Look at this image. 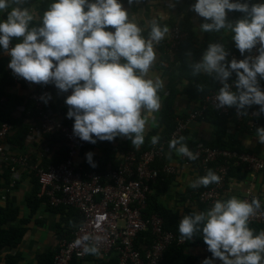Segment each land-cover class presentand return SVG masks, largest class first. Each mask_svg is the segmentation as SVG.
I'll use <instances>...</instances> for the list:
<instances>
[{
    "label": "clouds",
    "instance_id": "1",
    "mask_svg": "<svg viewBox=\"0 0 264 264\" xmlns=\"http://www.w3.org/2000/svg\"><path fill=\"white\" fill-rule=\"evenodd\" d=\"M25 0H0V48L10 57L9 69L17 78L38 84H52L59 92L71 94L65 99L67 118L73 119V136L92 144L113 142L117 137L131 141L138 149L144 144L145 127L152 114L159 112L165 87L159 79L148 78L157 61L154 45L169 33L153 18L147 22V37L134 15L120 0H55L43 12L39 25L32 26L34 15ZM129 5L133 0H128ZM191 10L204 19L202 32H230L235 47L245 59L227 61L229 53L220 43H210L199 62L189 65L193 76L206 74L222 87L214 97L215 108H233L238 116L259 106L256 116L264 114V3H240L233 0H196ZM239 11L244 17L228 19V13ZM161 19L165 17L160 16ZM210 21V22H209ZM17 41L12 45V41ZM256 49L257 55H252ZM236 74L235 91L227 81ZM204 90L203 85L198 86ZM45 104L50 94L40 97ZM257 142L264 144V127L256 130ZM173 139L169 149L196 160L197 155L183 141ZM159 136H153L156 145ZM91 167L93 153H86ZM221 177L211 169L190 184L191 188L220 183ZM261 208L260 201L251 202L235 196L217 200L206 212L184 215L178 224L181 240L202 235L212 258L202 264H264V231L255 234L250 218ZM100 237L85 235L75 243L84 244L83 251L98 255ZM92 241V243H89Z\"/></svg>",
    "mask_w": 264,
    "mask_h": 264
},
{
    "label": "built area",
    "instance_id": "2",
    "mask_svg": "<svg viewBox=\"0 0 264 264\" xmlns=\"http://www.w3.org/2000/svg\"><path fill=\"white\" fill-rule=\"evenodd\" d=\"M244 1L233 0L240 3ZM233 14L234 11L230 12L231 17ZM187 36L188 32L176 25L171 29L170 35L156 46L162 45L165 55L170 60H175L179 47ZM251 54L258 53L253 49ZM247 55L249 54L245 53L242 56L239 50L231 51L228 61L233 58L239 61L245 59ZM227 82L233 85L235 90V80L228 79ZM218 90L219 88L211 89L207 93L201 108L192 110L184 118L176 117V126L166 140L152 145L145 151H128L119 165L105 175L82 170V167L77 165L76 153L84 141L73 136V125L46 111L45 103L40 97L45 94L51 95L50 88L42 85L34 90L30 96L34 99L37 109V121L32 132L42 136L47 132L58 131L63 135L66 148V155L60 162L49 163L47 166L36 163L32 166L39 181L37 196L50 208L71 207L80 215L79 223L72 235L59 240L52 264L82 262L88 254L83 251V243L77 245L75 242L82 240L85 235L100 237L96 244L99 252L97 256L101 260L115 257L116 264H162L164 253L170 246L186 244L187 240H181L180 236L164 228V220L160 215L156 213L145 215L148 196L151 193L150 185L155 183L161 174L176 173V168L171 164H164L162 167H156L154 164L164 158L170 150V141L181 137L190 122L203 118L209 109L219 116L234 117L240 127L250 131L264 127V123L259 120L261 115H254L258 111L256 108L248 109L246 116H238L235 107L217 110L214 97ZM12 130L11 122H5L0 127V162L10 161L11 171L17 173L30 163L24 154L7 152L5 138ZM190 151L197 155L196 160L203 170L208 171L213 166L211 170L221 177L220 183L210 184L196 192L198 200L204 204H213L222 197L231 176L232 166H244L255 173L264 170V159L254 153L212 147L207 144H200ZM254 198L260 201L261 208L250 218L249 224H264V195L248 191L244 200L251 202ZM142 233H149L151 236V243L145 249L136 246V240ZM190 241H194V238ZM204 249L207 250L206 247ZM206 258H211V255L208 254Z\"/></svg>",
    "mask_w": 264,
    "mask_h": 264
},
{
    "label": "crops",
    "instance_id": "3",
    "mask_svg": "<svg viewBox=\"0 0 264 264\" xmlns=\"http://www.w3.org/2000/svg\"><path fill=\"white\" fill-rule=\"evenodd\" d=\"M250 1L251 4L264 3V0ZM53 2L54 0H36L31 4L28 9L35 17L33 25L40 22L43 12ZM120 2L130 15L136 16L138 24L145 29L144 33L149 30L147 22L153 18L158 23L171 21L182 27H184L186 22H189L192 25L196 45L201 44L203 41L204 32L201 31L200 25L205 21L191 10V5L196 0H133L131 5H129L128 0H120ZM161 15L165 18L161 19ZM228 18H230V12L228 13ZM4 19H6V13H0V21ZM172 28L173 26L169 27V33L166 37L170 35ZM231 35L230 32L222 30L221 36L225 43L224 47L232 40ZM154 49L157 53V61L150 69L148 78H159L164 82V89L158 93L161 97L162 108L163 99L168 94L169 87L172 84H175L178 89H183L190 82L187 78L179 80L180 62L170 60L165 55L163 49L158 46L154 45ZM0 53L2 56H8L4 51ZM202 55L195 57L190 54V60L199 62L202 59ZM258 80L261 90L264 91V79H259L258 77ZM37 87L38 84L23 80L17 82L14 86H6V90L30 97ZM70 94L71 90L67 93L53 92L51 94V99L48 100V103L55 110L56 117L62 119L67 115L68 106L65 104V99ZM203 102L204 96L202 94L194 97L189 96L187 93L177 94L174 100V110L177 118H184L192 110L201 108ZM258 107L254 105L251 108L258 109ZM161 108L159 112L153 113L152 118L148 120L145 127L144 144L140 148H134L130 140L122 137H117L113 142L97 140L95 144L84 141L76 153L75 161L77 165L82 167L86 161V153L92 152L93 156L97 158L98 165H102L105 172L109 173L119 165L128 151L141 152L150 148L153 145L151 138L153 136L160 137L163 133V127L159 121ZM24 109L23 106L20 107L17 114L21 115ZM261 118L262 120L264 119V114H261ZM29 120L34 123L33 117L29 118ZM186 132L187 139L194 144L193 148L189 147V150L195 149L200 144L225 145L232 146L241 151L254 153L264 159V144L257 142L256 131L240 127L234 117L219 118L215 116L213 111L207 110L203 118L190 122ZM105 142L110 143L108 150L106 149ZM6 143L9 154H24L28 157L30 164L17 173L12 172L10 169L9 177H4L0 181V205L4 207L9 205L12 209L19 210L20 217L16 223L17 226H21V223L26 222V224H22L26 229L22 242L17 249L4 251L0 255V264H8L7 257L15 255L20 257L18 264H39V258L43 255L53 254L59 240L62 237H68L71 228L72 230L73 228L75 229L78 224V221L72 222L73 219L68 209L56 211L41 201L34 211H32L28 204L29 196L33 193L35 183L32 166L36 163H41L45 157L47 160L55 159L61 142L52 139L42 140L41 136H37L32 132L25 140L24 147H17L9 141H6ZM164 160V164H171L176 168V173L169 174V183L166 188L162 184H155L151 188L150 195L155 197L159 204L177 213L179 222L184 215L193 212H206L210 209L214 203L202 205L198 201L196 192L203 188V186L195 189L190 187V184L198 177L207 174V171L200 167L199 162L184 158V155L179 154L176 150L167 151ZM10 165V161H1L0 171L2 173L6 172L9 170ZM12 184L14 186H11ZM248 191L264 195V170L255 173L244 166H240L230 176L226 190L219 200H227L232 196L244 200ZM249 227L255 234L264 231V228H255L251 224H249ZM204 248L195 246L189 249L188 252L194 257V264H202L208 254L212 258V253L208 251L207 247V250ZM108 261L110 260H101L97 255L88 254L80 264H104V262ZM213 264H223V262L215 258L213 259Z\"/></svg>",
    "mask_w": 264,
    "mask_h": 264
},
{
    "label": "trees",
    "instance_id": "4",
    "mask_svg": "<svg viewBox=\"0 0 264 264\" xmlns=\"http://www.w3.org/2000/svg\"><path fill=\"white\" fill-rule=\"evenodd\" d=\"M34 1L36 0H25V3L22 5V7L29 8ZM243 3H249L251 5L250 0H245ZM244 15H245L244 13H241L239 11H234L233 17L230 16V18L228 19L234 22L238 19L243 18ZM37 25H39V23H35L33 26H37ZM160 25L162 27L164 25H167L168 27H172V26L174 27L177 24L171 21H167V22H160ZM182 28L184 31L188 32V36L181 43L175 60L180 62L179 80L183 78H187L190 84L183 89H178L175 84H172L169 87V92L163 99V105H162V108L159 114V121L163 127V133L159 137L158 142H162L166 140L176 126L177 115L174 110V100L177 94L187 93L191 97L202 94L205 98V96L211 89L222 87V85L219 84V81L215 80L212 77L207 76L206 74H200L198 76H193L191 72V68L189 67L191 63L195 62V60L193 61L190 60V54L194 55L195 57L203 54L210 43H220L223 46H225V43L222 40V36H221L222 30L220 32H214V33L204 32L203 41L201 42V44L196 45L195 35L192 31V25L189 22H186V24ZM148 31L146 33H143L145 37H147ZM12 42L15 44L17 41L13 40ZM158 47L163 49L162 45H158ZM225 49L228 53L231 51L238 50L235 47V43L233 40H231L230 42L226 44ZM1 51H3L2 48H0V52ZM9 61H10L9 56H2L0 53V127L5 122H11L13 124V130L9 134H7L5 140L7 142L9 141L11 144H14L17 147H24L25 140L29 137V135H31L33 128L36 125L37 109L35 106L34 99L31 96L29 97L26 95H20L14 92H8L6 90V86L8 85L14 86L16 85L17 82L23 81L22 78H19L17 81V77L13 75L12 71L8 67ZM227 61H228V57H227ZM229 79H233L236 81L237 79L236 74L233 72L232 75L229 77ZM199 85L204 86L203 91L198 90ZM39 86H42V85H38V87ZM47 87L50 88L51 94L53 92H59L55 88V86L52 84L47 85ZM22 106L25 109H24V112L21 115H19L17 114V112L19 111V108ZM45 109L52 115H55V110L52 108V105L50 103L47 102V104H45ZM213 113L215 112L213 111ZM215 116L219 118L223 117V116L217 115L216 113H215ZM31 117L34 118V123L29 120V118ZM223 118H226V117H223ZM62 120L68 124H71V125L74 124V118L68 119L67 115L64 116ZM259 120L264 122V119L262 120V118ZM182 136L185 137V140L183 142L187 144L188 148L189 147L193 148L194 144L187 139L186 131L183 133ZM41 138L42 140L52 139V140L61 142V146L59 150L57 151V157L55 159L47 160L45 157V159L41 163H38V164L47 166L49 163L55 164V163L60 162L62 159H64L66 155V148L63 143V135L60 132L58 131L47 132V133L42 134ZM105 146H106V149L108 150L110 147V143L105 142ZM209 146L225 148V149H230V150L236 149L232 146H225V145H216V146L209 145ZM93 162L96 163L97 167L93 168L90 166V164L87 161H85L82 166V170L96 171L104 175L107 174L104 170V167L102 165H98L97 158L94 156H93ZM164 163H165V160L164 158H162L161 160L156 161L154 166L162 167ZM239 167L240 166H232L230 169V175L234 174L235 171L239 169ZM10 169H11V165H10L9 170H7L6 172L2 173L0 171V181L4 177L5 178L9 177ZM168 179H169V175L161 174L158 180L155 183H152L150 185V188H153L155 184L156 185L162 184L163 187L166 188L167 184L169 183ZM34 181H35L34 190H33V193L29 196V203H28L32 211H34V209L38 206L39 202L41 201L44 202L43 199L37 196V193L39 190V184H38L39 181L36 176H35ZM147 204L148 205L145 211V215H150L153 213L160 215L164 220V228L179 236L178 214L172 211L171 209L159 204L156 201L155 197L151 195L148 196ZM201 204L208 205L204 203H201ZM51 209L56 210V211H59L61 209H68L73 219L72 222L78 221L79 223L80 215L76 209L71 208V207H65V206H59V207L51 208ZM19 217H20V214H19L18 209H12V207H10L9 205L6 207L0 205V255L4 251H8V250L11 251V250L17 249L20 243L22 242L26 234V229L24 228L22 224H26V222L21 223V226H17L16 223ZM251 226L255 228H262V229L264 228V224H254ZM73 231H74V228L73 230L71 228V231L68 234V236H71ZM193 238H194V241L187 240L186 244L184 245L173 244L172 246H170L164 253L162 264H194V257L188 252L189 249L195 246L196 247L201 246V247H207V248L208 246L204 243L202 235L200 233H197L196 236H194ZM150 243H151V236L149 233L140 234L138 236V239L136 240V246L142 249L147 248L150 245ZM54 253L55 251L53 252V254H47V255L41 256L39 258V264H52ZM19 259L20 257L18 255L8 256L7 263L8 264H18ZM80 263L81 262L73 261L72 264H80ZM116 263H117V259L115 257L111 258L110 261L108 262H104V264H116Z\"/></svg>",
    "mask_w": 264,
    "mask_h": 264
}]
</instances>
